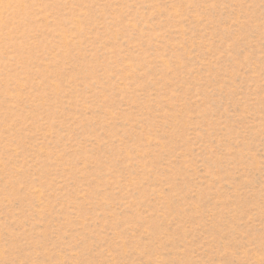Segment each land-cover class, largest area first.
<instances>
[{
    "label": "rangeland",
    "instance_id": "rangeland-1",
    "mask_svg": "<svg viewBox=\"0 0 264 264\" xmlns=\"http://www.w3.org/2000/svg\"><path fill=\"white\" fill-rule=\"evenodd\" d=\"M0 264H264V0H0Z\"/></svg>",
    "mask_w": 264,
    "mask_h": 264
}]
</instances>
